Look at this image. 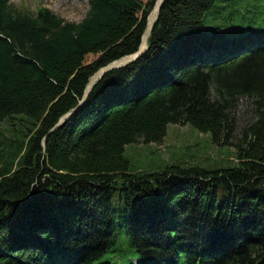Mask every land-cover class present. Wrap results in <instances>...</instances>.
<instances>
[{"label":"trees","instance_id":"obj_1","mask_svg":"<svg viewBox=\"0 0 264 264\" xmlns=\"http://www.w3.org/2000/svg\"><path fill=\"white\" fill-rule=\"evenodd\" d=\"M216 1L165 0L144 55L96 83L88 107L53 131L97 71L139 50L157 0H88L80 23L0 0V123L12 135L6 139L0 131V264H39L47 255L39 253L42 237L54 242L61 234L90 251L85 264H134L132 257L146 264L158 244L172 239L148 230L180 219L186 235L192 229L195 243L202 241L183 244L179 263L198 264V256L204 259L199 264H264V45L251 47L264 43V32L230 34L218 23L207 30L206 15ZM242 1L253 14L264 9L258 0ZM220 43L224 57L213 55L221 50L199 51ZM207 57L230 61L197 64ZM226 72L232 73L230 84L223 81ZM240 93L258 100V121L235 146L237 166L134 172L127 147L139 136L161 142L174 123L190 124L216 141L224 133L231 145L229 115ZM216 239L232 243L229 250L219 247L217 258L202 243ZM103 248H118V257Z\"/></svg>","mask_w":264,"mask_h":264},{"label":"rangeland","instance_id":"obj_2","mask_svg":"<svg viewBox=\"0 0 264 264\" xmlns=\"http://www.w3.org/2000/svg\"><path fill=\"white\" fill-rule=\"evenodd\" d=\"M10 1L17 8L28 12L37 13L41 9L50 10L68 22H82L89 11L88 0ZM258 1L264 4V0ZM254 2L255 0H251L252 4H254ZM227 3H231L232 5L227 12L222 13ZM152 11L148 17V21ZM252 11L253 10L248 8L247 4H245L242 0H217L214 7L206 15L208 22L204 25L207 30H211L213 28L212 25L218 23V27L224 28L230 34L235 33L241 35L251 30H256L260 33L264 32V9H260V12L255 14H253ZM258 60L260 59H256L255 62ZM98 72H100V70L95 74ZM231 74L232 73L228 72L221 73L225 83H231ZM232 82L239 83L240 85L244 84L241 80H234ZM242 94L243 93L238 94L240 101L238 103L235 102V108L232 110L233 112L230 111L229 115L234 126L230 131L231 138L229 139V142L231 145H226L228 140L225 138L224 133L221 135V138L216 141L210 134L201 132L190 124L174 123L169 126L167 135L161 142L148 143L144 137L139 136L135 139L134 143L127 147L126 153L131 159L133 165L136 167L134 172L144 173L146 171H162L163 169L161 167L166 165H169V169L173 168L179 170H183L184 168H187V166L191 165L206 166L208 168L220 167L223 169L237 166L239 160L233 156V153L236 150L235 146L242 140L244 132L258 121V113L256 112L258 111L256 106V102L258 100L255 98L246 99V96ZM211 96H213L212 101L218 100V94L212 92ZM9 129L10 127L7 126L5 122L0 123V131L5 133L6 139L12 138L11 131ZM44 162H46L45 159H43L42 163L46 166ZM165 171L166 170L163 171V174ZM36 172H38V176L40 175L42 181L44 179V182H47V176H44V174L39 170ZM168 174L169 178L172 177L169 172ZM188 177L194 178L196 176L195 174H190ZM198 179L200 180L201 177L198 176ZM140 188L141 186L137 187V189ZM119 236L125 237L123 234ZM142 238L147 239L145 236H142ZM97 242L98 241H96V244ZM180 242L181 244H187V239H180ZM152 243L153 240H151V244ZM125 245L129 246L131 243L129 244L128 241H126ZM125 249L126 247H124L123 251ZM104 250L105 248L102 250L104 254L114 253L116 254V257H118V252L116 251L118 248L111 250L112 252L106 253ZM220 258H222V256H220Z\"/></svg>","mask_w":264,"mask_h":264},{"label":"water","instance_id":"obj_3","mask_svg":"<svg viewBox=\"0 0 264 264\" xmlns=\"http://www.w3.org/2000/svg\"><path fill=\"white\" fill-rule=\"evenodd\" d=\"M163 2H164V0H160L159 1V4H158V6H157V8H158V13H157V16H156V18L154 19V22H153V24H152V26L150 27V23L148 24V27L146 28V30H145V32H144V35H143V37H142V41L144 42V37L146 36L147 37V46H146V48L144 49V50H142V45H141V47H140V49L136 52V53H134V54H132V55H129V57H124V58H121V59H118V60H115V61H113L112 63H110V64H108L107 66H105L104 68H102L101 70H100V72H98L97 74H95L94 76H93V78L91 79V81H90V83H89V85H88V88H87V90H86V92H85V96H84V98L88 95V93L91 91V89H93V86L95 85V83L96 82H98V81H100V80H102L107 74H109L110 72H112V71H115V70H117V69H120V68H123V67H125L126 65L128 66V65H130V64H132V63H134V62H136L140 57H142V55L145 53V51L148 49V39H149V37H150V34H151V30H152V28H153V25H154V23H156L157 21H158V18H159V13H160V10H161V8H162V4H163ZM131 57V58H130ZM130 58V59H129ZM95 78H96V80H95ZM84 98L80 101V103H79V105L78 106H82L83 104H84ZM74 112L72 111V112H70V113H68L66 116H64V117H62V119L60 120V122H58V124L56 125V127L55 128H53V131L54 130H56V128H59L60 127V125L62 124V123H64L66 120H68L71 116H72V114H73Z\"/></svg>","mask_w":264,"mask_h":264},{"label":"bare ground","instance_id":"obj_4","mask_svg":"<svg viewBox=\"0 0 264 264\" xmlns=\"http://www.w3.org/2000/svg\"><path fill=\"white\" fill-rule=\"evenodd\" d=\"M159 1L160 0H157V3H156V6H155V9L152 11V14H151V16H150V19H149V21H150V27L152 26V24H153V22H154V19L156 18V16H157V13H158V8H157V6H158V4H159ZM165 1V0H164ZM254 31V30H253ZM263 36V35H262ZM147 37L145 36L144 37V42H143V45H142V50H144L145 48H146V46H147ZM125 58L126 57H129V55H127V56H124ZM124 57H122V58H124ZM131 58V57H130ZM129 58V59H130ZM93 78V77H92ZM91 78V79H92ZM91 79H90V81H91ZM95 80H96V78H95ZM90 83V82H89ZM89 83H88V85H89ZM94 87V86H93ZM87 88H88V86H87ZM87 88H86V90H87ZM92 90V89H91ZM46 146V142L44 141V147Z\"/></svg>","mask_w":264,"mask_h":264}]
</instances>
